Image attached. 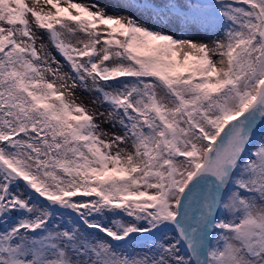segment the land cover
Segmentation results:
<instances>
[{"label": "snow or ice", "instance_id": "obj_1", "mask_svg": "<svg viewBox=\"0 0 264 264\" xmlns=\"http://www.w3.org/2000/svg\"><path fill=\"white\" fill-rule=\"evenodd\" d=\"M0 264H264V0H0Z\"/></svg>", "mask_w": 264, "mask_h": 264}, {"label": "rangeland", "instance_id": "obj_2", "mask_svg": "<svg viewBox=\"0 0 264 264\" xmlns=\"http://www.w3.org/2000/svg\"><path fill=\"white\" fill-rule=\"evenodd\" d=\"M74 2H80V3H89L90 0H74ZM95 2L100 3V4H104L106 2V0H95ZM53 54H55V50L53 49ZM57 59H60L59 56H57ZM78 96V102L79 101H83L85 104H88L89 100L87 97V94L84 93H77Z\"/></svg>", "mask_w": 264, "mask_h": 264}]
</instances>
